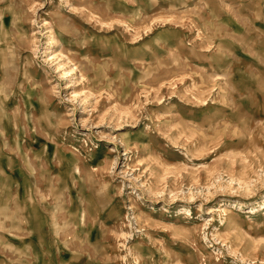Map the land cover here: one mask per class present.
Listing matches in <instances>:
<instances>
[{
  "label": "rangeland",
  "instance_id": "obj_1",
  "mask_svg": "<svg viewBox=\"0 0 264 264\" xmlns=\"http://www.w3.org/2000/svg\"><path fill=\"white\" fill-rule=\"evenodd\" d=\"M0 264H264V0H0Z\"/></svg>",
  "mask_w": 264,
  "mask_h": 264
}]
</instances>
